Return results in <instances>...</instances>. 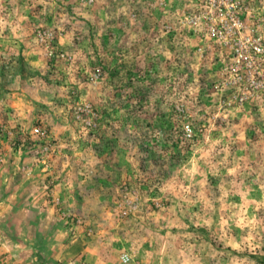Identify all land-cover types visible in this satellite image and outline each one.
I'll return each mask as SVG.
<instances>
[{"label": "rangeland", "instance_id": "1", "mask_svg": "<svg viewBox=\"0 0 264 264\" xmlns=\"http://www.w3.org/2000/svg\"><path fill=\"white\" fill-rule=\"evenodd\" d=\"M219 2L0 0V264H264V0Z\"/></svg>", "mask_w": 264, "mask_h": 264}, {"label": "built area", "instance_id": "2", "mask_svg": "<svg viewBox=\"0 0 264 264\" xmlns=\"http://www.w3.org/2000/svg\"><path fill=\"white\" fill-rule=\"evenodd\" d=\"M203 1H214V0H203ZM229 5H231V7L234 6L233 0H221V2H219V4H217V6L214 8L215 12L221 13L222 11H227V9L230 8ZM213 17H214V14H212L211 18L213 19ZM213 28L214 30L216 29V27H213ZM126 257L127 259H129L128 256Z\"/></svg>", "mask_w": 264, "mask_h": 264}]
</instances>
